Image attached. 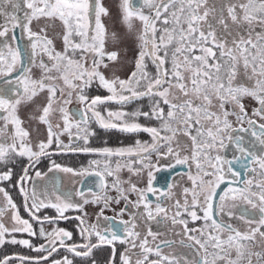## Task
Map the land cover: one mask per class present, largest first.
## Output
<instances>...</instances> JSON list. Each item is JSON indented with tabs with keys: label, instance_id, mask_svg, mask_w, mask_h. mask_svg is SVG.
Masks as SVG:
<instances>
[{
	"label": "snow or ice",
	"instance_id": "6c2138e0",
	"mask_svg": "<svg viewBox=\"0 0 264 264\" xmlns=\"http://www.w3.org/2000/svg\"><path fill=\"white\" fill-rule=\"evenodd\" d=\"M5 245L37 255L0 264H264V0H0Z\"/></svg>",
	"mask_w": 264,
	"mask_h": 264
},
{
	"label": "flooded vegetation",
	"instance_id": "af4514ba",
	"mask_svg": "<svg viewBox=\"0 0 264 264\" xmlns=\"http://www.w3.org/2000/svg\"><path fill=\"white\" fill-rule=\"evenodd\" d=\"M93 94H98V95H106V93L104 92L103 89H99L97 90L95 87L91 90ZM254 103V102H253ZM136 105H129V109L135 107ZM73 107H75V105H73ZM112 108H115V105H111ZM96 132H97V136L93 138V145L94 146H101L104 145L105 142H107L108 146L111 147H119V146H127L130 144H133L135 142V138L133 136H129L126 134H122L119 133L115 130L111 131V132H105L103 129H99L96 128ZM140 139L142 140H148L149 137H147L146 134L141 133L139 136ZM91 157H87V156H83V155H70L68 157H65L63 159L57 158L58 162H61L67 166H72V167H76L79 168L81 166H87L88 160ZM47 164L48 161L43 160L41 162V164L38 166L39 169H41L42 171H47ZM17 171H19V168H17ZM63 176V174H60ZM126 175V173H125ZM166 174H158V176L160 177L159 183L162 185L164 183L163 177ZM64 180V187L65 188H70L72 187L71 184V177L69 178L68 176H64L63 177ZM38 183H43L42 181H39ZM10 191V193L13 195L14 200L17 202L18 205H20V213L23 217L28 218L27 213L24 212L23 210V201H22V197L19 196L18 191H14L11 188L8 189ZM89 213L91 214L93 209L90 207L88 209ZM111 214V213H109ZM41 215H49V216H55L56 213L54 211V209H46V210H42ZM69 215H75V213H69ZM3 222H5V225H10V213L7 214L4 218H3ZM34 223V222H33ZM59 227L65 228L66 230L69 231H73L75 234V238L77 240H79V235L76 233L75 230V221H59L58 222ZM38 227L37 226V231H38ZM19 236H21L20 234H17ZM24 238H27L26 236H23ZM43 241H39L38 239H33V243L36 244L37 246L42 243ZM17 248H21V250H18ZM25 251V248H22L20 246H14V245H5L4 247H0V257H2L3 255H16V254H23ZM63 251V250H61ZM16 252V253H14ZM35 255H37L36 253H33Z\"/></svg>",
	"mask_w": 264,
	"mask_h": 264
},
{
	"label": "rangeland",
	"instance_id": "374dc122",
	"mask_svg": "<svg viewBox=\"0 0 264 264\" xmlns=\"http://www.w3.org/2000/svg\"><path fill=\"white\" fill-rule=\"evenodd\" d=\"M106 2L107 3H109V4H112V2H113V0H106ZM128 60H129V63L125 66L126 68H128V69H130L133 65H134V53L132 52V51H129L128 52ZM118 74H121V75H124L125 73L124 72H118ZM248 103H253V102H251V101H248ZM70 178V177H69ZM24 218H26V217H24ZM27 219V218H26ZM5 223V222H4ZM6 226H11V224L10 225H6ZM17 238H24L23 236H19V235H17ZM40 241V240H39ZM18 250H21V248H17ZM14 253H16V252H14ZM23 254H30V255H34L33 253H29V250L28 249H25V251H24V253Z\"/></svg>",
	"mask_w": 264,
	"mask_h": 264
}]
</instances>
